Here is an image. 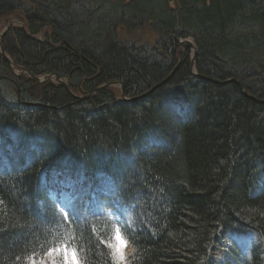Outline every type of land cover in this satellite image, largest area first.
I'll list each match as a JSON object with an SVG mask.
<instances>
[{
  "label": "trees",
  "instance_id": "obj_1",
  "mask_svg": "<svg viewBox=\"0 0 264 264\" xmlns=\"http://www.w3.org/2000/svg\"><path fill=\"white\" fill-rule=\"evenodd\" d=\"M12 14L24 28L0 39L13 65L0 55V264L59 249L77 264H264V0H0ZM142 29L153 45L120 36ZM187 39L196 75L187 58L174 70ZM45 75L69 91L32 80ZM107 83L126 100L82 95ZM62 180L68 218L48 200Z\"/></svg>",
  "mask_w": 264,
  "mask_h": 264
},
{
  "label": "rangeland",
  "instance_id": "obj_2",
  "mask_svg": "<svg viewBox=\"0 0 264 264\" xmlns=\"http://www.w3.org/2000/svg\"><path fill=\"white\" fill-rule=\"evenodd\" d=\"M6 25H11L12 26H16V27H22L24 28V24L21 21V18L19 17V15L17 14H12L8 17H1L0 18V33L4 30ZM150 33L146 30V29H142L136 32H132V33H124L121 31L120 36L122 37L123 40L129 41V42H134V43H139V44H148V45H153L155 42V35L151 32V30H149ZM47 34V29H42V31L38 34L37 38L41 39V36ZM191 42L192 45L193 41L191 39H187V40H182L181 42ZM182 51V49H181ZM196 52V48L194 46V50L192 49H188L184 54V57L187 58L189 60V58L193 57V52ZM15 74H20L21 71L19 72L18 70H13ZM45 77H51V75H45V76H39L37 77V79L39 80L38 84H43V83H55V80H53V78H47L45 79ZM109 84V83H108ZM110 89H112L114 91V93L119 96V86L118 84L115 83H110ZM104 85V84H103ZM101 85V86H103ZM100 86V87H101ZM107 88V87H106ZM105 88V89H106ZM242 90V89H241ZM123 100V99H122ZM126 100V99H124ZM87 212H81L79 211V216L80 217H84V214H86ZM113 250L116 256L117 260H120L121 262H123L125 256L128 253L127 248H125V245L122 242V239H120L119 237L117 238V242L115 244H113ZM52 261H57V264H77V261L74 257V255L71 252H68L64 249H59L57 252H54L53 254H50L47 258L44 259L43 262H36V263H31V264H53Z\"/></svg>",
  "mask_w": 264,
  "mask_h": 264
},
{
  "label": "water",
  "instance_id": "obj_3",
  "mask_svg": "<svg viewBox=\"0 0 264 264\" xmlns=\"http://www.w3.org/2000/svg\"><path fill=\"white\" fill-rule=\"evenodd\" d=\"M181 46H182V48H183V55H182V57H181V59H180V61L178 62V64L175 66V68H174V70L180 65V63H181V61L183 60V58H184V53L188 50V49H193L194 50V45H192V43L191 42H188V41H186V42H184V43H181ZM0 54L1 55H4L3 54V51H2V49L0 48ZM195 54H196V52L194 51L193 52V57H192V59H191V61H190V72H191V74H193L192 73V68H193V64H194V57H195ZM7 63L8 64H10V61L9 60H7ZM170 75V74H169ZM168 75V76H169ZM193 75H196V74H193ZM34 80L36 81V82H39V80L38 79H36V78H34ZM166 81V80H165ZM164 83V82H163ZM163 83H161V84H163ZM160 84V85H161ZM63 86H65L64 84H62ZM120 85V84H119ZM160 85H158V86H160ZM111 86V84L109 83H107V84H104L103 86H101V87H99V88H96L95 90H93L92 92H88V93H86V95H88V96H90L91 94H93V93H96V92H98L99 90H101V89H104V88H106V87H110ZM120 91H121V96H123V90H122V86L120 85Z\"/></svg>",
  "mask_w": 264,
  "mask_h": 264
},
{
  "label": "bare ground",
  "instance_id": "obj_4",
  "mask_svg": "<svg viewBox=\"0 0 264 264\" xmlns=\"http://www.w3.org/2000/svg\"><path fill=\"white\" fill-rule=\"evenodd\" d=\"M8 16H10V15L0 16V18H1V17H8ZM0 55H1V54H0ZM1 56L4 57L3 55H1ZM190 61H191V60H188V65H189V66H190Z\"/></svg>",
  "mask_w": 264,
  "mask_h": 264
}]
</instances>
